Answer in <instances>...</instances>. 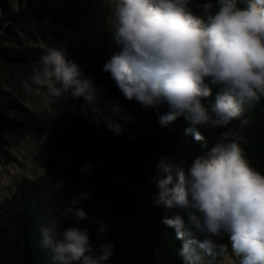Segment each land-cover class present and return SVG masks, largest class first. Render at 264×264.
<instances>
[{"label":"clouds","instance_id":"1","mask_svg":"<svg viewBox=\"0 0 264 264\" xmlns=\"http://www.w3.org/2000/svg\"><path fill=\"white\" fill-rule=\"evenodd\" d=\"M191 2L114 0L108 20L117 50L103 71L127 101L153 110L162 127L182 118L188 124L184 135L205 145L202 128L227 129L207 154L191 161L161 155L149 180L160 223L182 242L178 255L185 264H204L205 256L216 260L229 245L238 264H264V175L251 166L244 137L229 128L237 120L239 127L247 125L241 118L264 97V0H208L199 5L201 14ZM41 85L58 99H83L88 107L98 99L94 78L55 48L21 81L28 92ZM90 167L84 165L82 175ZM67 187L63 179L55 182L57 191ZM70 195L64 215L77 226L55 239L50 223L44 243L58 264H106L114 245H94L90 230L79 226L88 214L78 206L90 193ZM105 234L101 225L97 239ZM225 237L228 244L218 242Z\"/></svg>","mask_w":264,"mask_h":264},{"label":"trees","instance_id":"2","mask_svg":"<svg viewBox=\"0 0 264 264\" xmlns=\"http://www.w3.org/2000/svg\"><path fill=\"white\" fill-rule=\"evenodd\" d=\"M17 2L19 9L8 20L28 25L44 43L59 35L58 26L70 27L85 14L82 0ZM204 2L208 0H192L189 6L201 14L199 5ZM116 50L110 38L87 55L89 66L82 70L94 78L96 104L88 107L83 99L68 97L63 115L53 120L35 155L44 175L22 180L13 195L0 203V264H58L44 243L43 232L55 223L54 238L59 239L64 229L77 226L64 210L71 206L70 194L81 191L89 192L90 199L78 206L88 214L79 226L90 230L94 245H114V255L106 264H185L178 255L182 242L160 223L162 210L153 205L156 189L149 180L157 174L155 165L161 155L191 161L207 154L220 132L227 129L202 128L205 145L184 135L188 124L182 118L162 127L153 110L145 112L135 101H127L103 71ZM41 58L29 50L0 49V61L25 75L40 66ZM241 119H246L247 125L241 128L237 120L229 128L244 137L241 143L251 166L264 175V97ZM19 125L9 118L0 101V159L14 161L5 149V135ZM110 125H119L122 133L117 134ZM84 165L91 167L82 175ZM60 179L68 185L63 191L55 188ZM101 225L106 234L98 240ZM218 242L229 243L227 237ZM230 252L229 245L216 260L205 256L204 264H218Z\"/></svg>","mask_w":264,"mask_h":264},{"label":"rangeland","instance_id":"3","mask_svg":"<svg viewBox=\"0 0 264 264\" xmlns=\"http://www.w3.org/2000/svg\"><path fill=\"white\" fill-rule=\"evenodd\" d=\"M85 14L72 26H58L59 35L44 43L28 25L8 20L19 9L17 0L0 1V49L5 51H33L44 56L50 48L66 53L80 68L88 67L87 55L110 39V22L114 0H82ZM25 75L19 69L0 61V101L10 119L20 124L9 128L5 135L6 151L14 161L0 159V203L14 193L22 181H32L44 175L35 155L42 147L51 123L63 113L66 100L58 99L49 87L28 92L21 86ZM232 252L218 264H238Z\"/></svg>","mask_w":264,"mask_h":264}]
</instances>
